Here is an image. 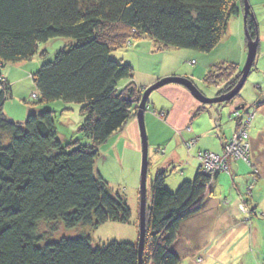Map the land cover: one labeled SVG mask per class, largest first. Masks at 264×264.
<instances>
[{"label": "trees", "instance_id": "16d2710c", "mask_svg": "<svg viewBox=\"0 0 264 264\" xmlns=\"http://www.w3.org/2000/svg\"><path fill=\"white\" fill-rule=\"evenodd\" d=\"M238 4L244 17L243 0H0V68L43 57L39 47L50 40L73 41L52 63L29 74L34 103H25L41 106L27 109L24 123L12 122L3 112L12 95L0 73V264H138L137 244L110 242L94 248L88 236L44 242L37 226L59 223L67 230H97L107 223H129L125 200L95 172L99 148L134 118L143 92L133 81L132 67L112 58L113 53L149 40L157 51L210 54L229 19L238 16ZM244 28L254 39L256 23L249 7ZM217 73L221 82L230 75L215 68L208 76L214 85ZM232 78L225 81L228 89L240 75ZM55 102L81 106L73 145L77 139L85 145L71 148L58 138L54 112L48 108ZM246 163L251 180L245 194L251 198L260 178L252 173L249 159ZM200 173L173 193L165 188V172L154 176L142 264L181 263L173 247L181 225L201 210L220 176Z\"/></svg>", "mask_w": 264, "mask_h": 264}, {"label": "rangeland", "instance_id": "374dc122", "mask_svg": "<svg viewBox=\"0 0 264 264\" xmlns=\"http://www.w3.org/2000/svg\"><path fill=\"white\" fill-rule=\"evenodd\" d=\"M247 4L251 9L256 23L258 47L253 67L239 94L236 95L238 97L235 96L229 102L221 104L203 105L199 112L196 108L192 112V124L194 129H212L211 134L202 139L199 134L193 133L190 131L189 127L186 126V135H191L192 137L186 141L183 133H181V138L179 136L180 144H176L175 141L172 140L168 142L170 133L167 131L165 132V129L162 128L163 131L160 134L162 136L161 140H159L156 136V132H154L158 129L159 124L153 119L154 117L160 119L164 114L150 110L149 106H145L144 113V124L148 143V168L146 175L147 205L151 202L152 181L157 172H165V188L167 191L173 193L183 181L191 182L193 179L196 168L193 163H188L186 158L189 157L192 161V153L196 148L197 150L207 151L206 148L219 145V140L216 138V130H218V128L211 126L212 117L216 115L217 119L220 118V122L215 121V125L221 126V132L225 130L228 136L233 132L232 129L236 124L232 139L223 145L220 156L208 152L198 153L196 156V160L200 164L199 173L202 168L206 173L205 175H207V177L209 175V178H213L212 176H214L212 174L213 169H211L209 159L210 161H217L219 159L216 165L218 170L215 176L219 174L230 175L231 162H236L237 168L239 169V172L237 171L236 175L233 176L232 182L227 179L217 180L216 186L213 187L211 194L206 193L202 203V206L207 202L210 206L219 205L221 207L220 210H225V207L231 211V215L233 216L231 225L229 224L231 227L227 228L231 230V232L226 235V249H228L224 255L222 253L218 255L217 253V256H215L216 259L222 260V264H264V0H247ZM237 10L239 12L238 16H233L229 19L225 35L210 54H203L190 50L161 49L158 52H155V50L151 51L153 54H150V56L147 55V52L144 50V48L149 45V41L146 40L148 41L146 42L142 40L136 43L135 48H132L133 52H137L142 56L135 55L132 52H125V50L129 48L117 50L113 53V56L112 54L111 56L126 64H133L136 70L141 68V70H143L142 72H144L142 74L151 73L149 76H157L158 74H164L163 72L165 71H172V77L189 80L206 98L213 99L214 97H220L234 89H228L230 83L228 84V81H225L226 79L231 80L232 77L236 78L240 75L247 58L243 9L240 4L237 5ZM71 44L73 45V41L67 39L50 40L39 47V53L44 51V56L41 57L38 55L32 62L24 63L27 65L24 66V68L18 67L16 71L10 70L11 68L9 67H14L11 65L0 68V73L4 70H9L12 74L11 76L15 75L18 76V78L26 76V80L23 81L20 86L10 87L13 98L12 100H8L3 107L11 114L8 115L10 118L21 119L23 112L25 116L27 109H38L41 106H30L25 103H34L30 101L29 98L33 92L35 93L29 75H34L36 72L31 71L33 70V66H35L34 61H38L40 66L42 64L52 63L56 54L60 51L68 50ZM193 61H195V63ZM40 66L38 68H40ZM215 68L222 69V71L229 70L232 77L230 75L228 77H223V81L221 82L218 79L217 73L213 76L216 85L210 83L208 76ZM153 84L143 88V91ZM174 86L182 87L179 85ZM185 90L190 94L187 89ZM155 92L149 96V99L152 96L154 97ZM148 102L150 101L148 100ZM48 108L54 112L58 138L64 145H70L71 148H75L78 145L86 144L84 139H77V145H73V142L76 141V130L82 122L80 105H65L61 102H55L50 104ZM63 108L68 110L61 111ZM148 112L154 117L151 116V118H149ZM10 118L8 119L11 120ZM25 118L26 117L23 119L22 117L21 122H14L24 123ZM233 122H235V124H232ZM226 125L228 126L224 127ZM160 126L161 125H159V127ZM239 134H242L241 146L236 145L238 141L236 142L234 139V136L236 137ZM231 140H233V142ZM237 140H239V138ZM158 141H160V147H150V144L155 142L158 143ZM3 142L4 144L9 142L8 136L3 138ZM162 143L164 144L162 145ZM229 143L231 144L229 148L230 151L227 152L225 148ZM176 147L178 151H183L182 153L185 158L182 159V162L165 163V160L172 158V153ZM177 150L175 151L176 156H178L177 154L179 153ZM98 151L99 156L95 162V172L108 184L113 194H119V196L125 200L131 212L129 223H107L97 230H91L83 226L67 230L59 223H40L37 226V235L41 236L44 242H54L61 238L88 236L94 248L103 247L110 242L128 243L132 245L137 244L139 234L138 214L141 174V142L137 121L133 120L127 122L124 128L113 134L108 142L101 146ZM208 154H211V156L209 157ZM248 159L252 164L251 168H254L252 173L255 176H257L258 173L260 178V181L257 182L252 191L253 195L257 193L259 196L254 197L253 200L245 194L246 186L251 180V171L246 163ZM247 198H249V200ZM245 200H251V204L244 202ZM203 216L204 215L201 217ZM201 227H203V225H201ZM200 231L201 233L203 231V234L207 235L203 228H200ZM43 245L44 244L39 246ZM202 248H204V251L197 254L198 257H193L192 260L194 264H203L207 260L204 257L206 247L202 246ZM181 262L184 264V261ZM185 262L188 264V259Z\"/></svg>", "mask_w": 264, "mask_h": 264}, {"label": "crops", "instance_id": "0c3cea01", "mask_svg": "<svg viewBox=\"0 0 264 264\" xmlns=\"http://www.w3.org/2000/svg\"><path fill=\"white\" fill-rule=\"evenodd\" d=\"M136 43L138 42H134L130 46L129 49L131 50L127 49L125 50V52H128V53L132 52L135 55L142 56L141 54L132 51V48L136 47ZM148 43L149 45L146 48H144V50L147 52V55L153 54V52L151 51H154V50L155 52H158L156 50L155 45L151 41H149ZM34 62H35V66H33V70H31L33 72L38 71L39 69L38 67L40 66V63L38 61H34ZM129 65L134 70V80L133 81L140 89L148 87L149 85L153 84L159 79L172 77L171 76L172 71L170 72L165 71L163 72L164 74H158L157 76H149L151 75V73L142 74L144 72H142L143 70H141V68L139 70H136L133 64L131 65L129 63ZM24 66H27V65L26 64L16 65L15 67H11L10 70L16 71L18 67L24 68ZM11 75L12 74L10 73L9 70H4L2 72L3 78L8 81L11 88H13L14 86H20L21 83L26 80V76L21 75L22 77L18 78V76H15V75L11 76ZM148 100L150 101L148 102L150 110L157 111V112L164 114V116L158 119V117H154L150 112L147 113L149 118L153 116L154 117L153 120H155L156 123L161 125L160 127L158 125V129L154 131L156 132V136L157 138H159V140H161L162 135L160 134L163 131L162 128L165 129V132L167 131L170 133L169 134L170 139H168V142L172 140V141H175L176 144L178 143L180 144L179 136L181 135V133H183V136L186 138V141L192 137L191 135H186L185 133L186 126H188L190 131H192L193 133L199 134V136L202 137V139L206 138L207 136H209V134H211L212 129H207V130L206 128H203V129L197 128V130L194 129L193 124H192V120H193L192 112L195 110V108L198 111H200L201 108L203 107V104L198 103L184 88L174 86V85L165 86L157 90L155 92L154 97L152 96ZM3 112L7 118H10L8 115H11V114H9L5 108ZM27 113L28 111H26V114L24 116V112H23V116H21V119L19 118H16V119L10 118V119L11 121L21 122L22 117L24 119ZM219 119H217V116L215 115V117H212V122H211L212 127L215 126L218 128V130L216 129L215 130L217 132L216 138L219 140V142L217 141L219 145H216L214 147L210 146L206 148L207 151H201L199 149L197 150L196 148V150L192 153V161L189 159V157L186 158L188 163H193L194 167L196 168L193 179L191 181L194 180L195 175L199 171V168H200V164L196 160V156L198 155V153L208 152V153H212V154H216L220 156L222 153L223 145L230 140V138L232 137L236 129V124L235 122H233L232 124H235L232 129L233 132L230 133L229 136L226 135L225 130L221 132L222 130L221 126L215 125V121L220 122ZM133 120H136L135 117L131 119L130 121H133ZM150 121L153 122L152 120ZM228 125L224 127H227ZM159 142L160 141H158V143L155 142L153 144H150L151 145L150 147L152 148L160 147ZM161 142H164V141H161ZM164 143H162V145ZM177 147L172 153V158H168V160H165L164 161L165 163L179 162V161L182 162V159L185 157L182 153L183 151H178ZM176 150L179 152L177 154L178 156H176V153H175ZM183 164H184V161H183ZM237 171L239 172L236 162H231L230 163V175H226V174L220 175L211 185L210 191L208 193L211 194L213 187L216 186V182L219 179L221 180L227 179V180H231L232 182V178L233 176L236 175ZM258 196L259 195L255 193V195L251 197L252 199L251 198L250 199L253 200L254 197H258ZM247 199L249 200V198ZM248 200H245L244 202L247 201L248 203H250L251 200L250 201ZM220 209L221 207L219 205L210 206L209 203L207 202L205 205L201 207V210L197 214L193 215L192 217L188 218L182 223L179 233L177 235L176 241L173 244V247L177 255H179L181 260L184 261V264H186L185 261L187 259L189 262L188 264H194L193 263L194 261L192 259L195 256L198 257L197 254H200L204 251V248H202V246L206 247L204 257L207 259L203 264H222V260L216 259L215 256H217V253L218 255H220V253L224 255L226 250L228 249V248L226 249V235L229 234L231 230L227 228L231 227L230 225H231L233 216L231 215V211L229 209H226L225 207H224L225 210H220ZM202 215L204 216L201 217ZM201 225H203V227H201ZM200 228H203L206 231L207 235H204L203 231L201 233Z\"/></svg>", "mask_w": 264, "mask_h": 264}, {"label": "water", "instance_id": "95a60500", "mask_svg": "<svg viewBox=\"0 0 264 264\" xmlns=\"http://www.w3.org/2000/svg\"><path fill=\"white\" fill-rule=\"evenodd\" d=\"M244 3V18L248 11L247 0H243ZM256 34L254 39L245 31L246 36V47H247V58L245 65L240 73V79L234 89L229 93L222 95L220 97H214L213 99H208L203 96L189 80L176 77H167L159 80L149 88L145 89L141 95L140 102L136 110V121L138 124L140 142H141V174H140V188H139V214H138V242H137V254H138V264H142L143 249L145 242L146 233V175L148 168V143L144 124V113L145 106L148 102L149 96L157 91L158 89L167 85H179L187 89L192 97L200 104L203 105H213L229 102L236 95L239 94L242 89L252 67L256 57L257 47H258V35L257 28H255Z\"/></svg>", "mask_w": 264, "mask_h": 264}, {"label": "built area", "instance_id": "2783aa9c", "mask_svg": "<svg viewBox=\"0 0 264 264\" xmlns=\"http://www.w3.org/2000/svg\"><path fill=\"white\" fill-rule=\"evenodd\" d=\"M244 131H245V129H244ZM241 136H242V134H239V135H237L236 137L234 136V139L236 140V142H237V144L236 145H239V146H241V144H242V140H241ZM239 138V140H237ZM232 142H233V140H231ZM230 141V142H231ZM231 142V143H232ZM230 143L229 144H227L226 145V148H225V150L227 151V152H229L230 150H229V148H230ZM235 145V146H236ZM231 154V153H230ZM209 155V154H208ZM211 156V154L209 155V157ZM213 156V155H212ZM199 157H202V156H199ZM208 157V158H209ZM219 160V159H218ZM218 160L217 161H210V159H209V163H210V166H211V169H213L212 170V174L214 175V176H212V177H215V174L217 173V170H218V168L216 167V165L218 164ZM212 163H213V165H215V166H213L212 165ZM209 169V168H208ZM222 173V172H221ZM201 174L202 175H204V176H207V175H205L206 173H205V171L201 168ZM208 177H209V175H208ZM210 177H211V175H210Z\"/></svg>", "mask_w": 264, "mask_h": 264}]
</instances>
